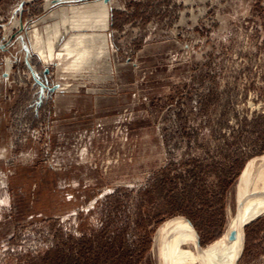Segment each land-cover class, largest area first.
<instances>
[{"label": "rangeland", "instance_id": "1", "mask_svg": "<svg viewBox=\"0 0 264 264\" xmlns=\"http://www.w3.org/2000/svg\"><path fill=\"white\" fill-rule=\"evenodd\" d=\"M53 1L0 0V264H162L177 218L220 238L264 158V0ZM239 241L264 264V211Z\"/></svg>", "mask_w": 264, "mask_h": 264}, {"label": "bare ground", "instance_id": "2", "mask_svg": "<svg viewBox=\"0 0 264 264\" xmlns=\"http://www.w3.org/2000/svg\"><path fill=\"white\" fill-rule=\"evenodd\" d=\"M79 37L81 36L79 35ZM35 75L37 77L36 73ZM61 86H66V84H60L58 89H61ZM57 87L55 90H57ZM48 88L45 85L44 89L48 90ZM237 198L238 206L235 220L229 224L220 238L205 246L199 245L197 236L186 219L177 218L174 221H167L161 227V234L159 235L158 253L162 264H186L189 262L197 264H234L236 257H233L229 248L231 240L228 237L229 233H234L235 240L241 246L239 240H241L244 225L264 211V158H262L261 166L257 170H255L254 161L247 164L238 182ZM191 247H193V250H191Z\"/></svg>", "mask_w": 264, "mask_h": 264}, {"label": "water", "instance_id": "3", "mask_svg": "<svg viewBox=\"0 0 264 264\" xmlns=\"http://www.w3.org/2000/svg\"><path fill=\"white\" fill-rule=\"evenodd\" d=\"M104 1L107 2L109 0H104ZM53 2H56V0H54ZM22 5H23V3L21 2L18 5V7H17V10L19 12L21 11V6ZM19 24H20V27H21L22 24H21V21L20 20H19ZM4 49H5V44L4 43H1L0 44V50H4ZM25 50H27V49L25 48ZM25 62H26V64H28L27 59H25ZM28 69H29V71H30L33 79L37 82V84L40 87V97H39V100H41V94L43 93V89H44L45 85L41 81L38 80V78L36 77L34 71L32 70V68L30 66H28ZM46 72H47V69H45V73ZM56 87H57V85H53V86H51V87L48 88V91L53 92L56 89ZM228 237H229V239H232L234 237V233L233 232H230L229 235H228Z\"/></svg>", "mask_w": 264, "mask_h": 264}]
</instances>
